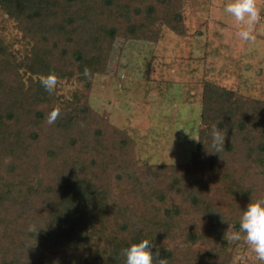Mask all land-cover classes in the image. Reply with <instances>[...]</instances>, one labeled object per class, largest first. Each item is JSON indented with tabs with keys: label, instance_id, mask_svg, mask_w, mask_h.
<instances>
[{
	"label": "trees",
	"instance_id": "trees-1",
	"mask_svg": "<svg viewBox=\"0 0 264 264\" xmlns=\"http://www.w3.org/2000/svg\"><path fill=\"white\" fill-rule=\"evenodd\" d=\"M182 5L0 0L25 45L17 59L0 33V264H124L123 249L142 239L168 264H232L225 233L264 200V100L205 82L184 164L140 162L89 100L109 42L157 40L158 23L184 34ZM49 73L75 89L48 93ZM213 125L226 133L220 153L207 152Z\"/></svg>",
	"mask_w": 264,
	"mask_h": 264
},
{
	"label": "rangeland",
	"instance_id": "rangeland-1",
	"mask_svg": "<svg viewBox=\"0 0 264 264\" xmlns=\"http://www.w3.org/2000/svg\"><path fill=\"white\" fill-rule=\"evenodd\" d=\"M227 2L183 0L184 34L158 23L157 40L117 37L109 42L90 104L133 139L140 162L191 161L205 82L264 100V0H257L261 19L251 42L238 36L242 24L224 12ZM0 33L19 59L25 48L22 31L1 9ZM55 88L59 95H70L75 83L61 80ZM234 231L230 226L228 234ZM228 243L234 247L232 264H264L247 243Z\"/></svg>",
	"mask_w": 264,
	"mask_h": 264
},
{
	"label": "clouds",
	"instance_id": "clouds-1",
	"mask_svg": "<svg viewBox=\"0 0 264 264\" xmlns=\"http://www.w3.org/2000/svg\"><path fill=\"white\" fill-rule=\"evenodd\" d=\"M224 12L241 22L242 26L238 31V36L244 41H255L254 25L261 19V9L257 5V0H228L224 5ZM84 75H89V69L85 68ZM41 84L48 93L54 91L56 76L49 73L41 78ZM58 115L57 110H53L48 117V122L53 123ZM211 147L214 152L220 153L225 145L226 133L217 129L215 125L211 129ZM34 227V226H33ZM30 230H32L30 228ZM245 240L250 249L255 253L259 261H264V200H255L247 204L239 217V230L225 233L227 241ZM151 243L148 239L131 243L123 249L124 264H168L167 258L157 259L158 252L154 254L151 250Z\"/></svg>",
	"mask_w": 264,
	"mask_h": 264
}]
</instances>
